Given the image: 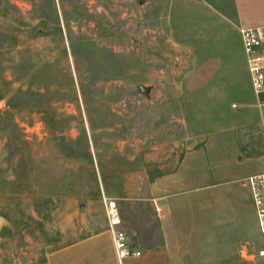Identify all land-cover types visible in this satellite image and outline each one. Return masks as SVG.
<instances>
[{
    "label": "rangeland",
    "instance_id": "obj_1",
    "mask_svg": "<svg viewBox=\"0 0 264 264\" xmlns=\"http://www.w3.org/2000/svg\"><path fill=\"white\" fill-rule=\"evenodd\" d=\"M233 8L0 0V264L43 261L112 206L131 244L163 243L153 208L123 196L222 128L239 89L254 96ZM175 231L171 264H264L258 228L250 250L234 229Z\"/></svg>",
    "mask_w": 264,
    "mask_h": 264
},
{
    "label": "crops",
    "instance_id": "obj_2",
    "mask_svg": "<svg viewBox=\"0 0 264 264\" xmlns=\"http://www.w3.org/2000/svg\"><path fill=\"white\" fill-rule=\"evenodd\" d=\"M233 5L237 23L264 26V0H233ZM238 93L241 101L233 102L230 111L220 110L222 128L191 137L193 147L177 163L138 183L133 193L143 189V195L123 196L153 208L164 234L162 244H131L127 236L141 255L121 259L109 217L87 235L46 253L43 261L18 264H146L156 259L171 264L175 258L169 242L175 229H234L235 240L250 245L252 229L259 227L248 178L264 173V107L254 90V96L241 89ZM119 219L116 230L124 231Z\"/></svg>",
    "mask_w": 264,
    "mask_h": 264
},
{
    "label": "built area",
    "instance_id": "obj_3",
    "mask_svg": "<svg viewBox=\"0 0 264 264\" xmlns=\"http://www.w3.org/2000/svg\"><path fill=\"white\" fill-rule=\"evenodd\" d=\"M240 34L253 90L259 97H262L264 95V26H242ZM259 106L264 107V99H260ZM248 183L252 190L259 230L264 234V173L249 177ZM109 213L110 222L114 229V243L119 257L123 259L130 256H140L141 251L133 249L129 245L127 234L122 230H116L120 220L114 206L110 208ZM246 249L250 250V245H247ZM252 256L264 257V248L255 251Z\"/></svg>",
    "mask_w": 264,
    "mask_h": 264
},
{
    "label": "water",
    "instance_id": "obj_4",
    "mask_svg": "<svg viewBox=\"0 0 264 264\" xmlns=\"http://www.w3.org/2000/svg\"><path fill=\"white\" fill-rule=\"evenodd\" d=\"M3 104V102H1V105ZM4 225H9V222L7 221V219L1 217L0 218V229L4 226Z\"/></svg>",
    "mask_w": 264,
    "mask_h": 264
}]
</instances>
